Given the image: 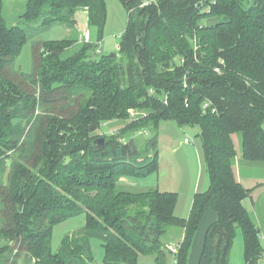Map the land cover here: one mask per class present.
<instances>
[{
    "label": "trees",
    "instance_id": "trees-1",
    "mask_svg": "<svg viewBox=\"0 0 264 264\" xmlns=\"http://www.w3.org/2000/svg\"><path fill=\"white\" fill-rule=\"evenodd\" d=\"M120 1L128 24L119 52L101 55L98 44L36 38L56 24L75 30L86 10L101 40L107 0H28L15 26L0 0V264L13 256L94 264L92 239L101 241L106 264H141L142 255L167 264L170 253L177 264H193L209 212L218 217L197 264H230L238 228L245 264H262L261 231L244 205L252 190L235 173L234 136L243 159L264 163V0ZM208 18L217 21L205 25ZM29 41L34 70L25 73L16 60ZM130 110L149 113L154 154L142 153L135 136L100 134L119 119L138 129L128 123ZM164 122L200 128L210 183L187 218L175 214L176 193L118 186L124 176L158 172ZM101 137L105 145L95 149ZM83 212L81 238L66 236L54 253V227ZM173 228L183 232L176 254L163 241Z\"/></svg>",
    "mask_w": 264,
    "mask_h": 264
},
{
    "label": "rangeland",
    "instance_id": "rangeland-1",
    "mask_svg": "<svg viewBox=\"0 0 264 264\" xmlns=\"http://www.w3.org/2000/svg\"><path fill=\"white\" fill-rule=\"evenodd\" d=\"M28 0H4V16L9 25H17L18 18L24 12ZM77 28L69 29L64 25L56 24L44 29L36 38L37 41H52L64 39H77L84 42V36L90 35V42L98 44V52L101 55L117 54L121 44L123 34L126 31L128 24V12L120 0H107V21L103 31V37L100 40L99 31L95 27H89L87 11H79L76 15ZM217 19L208 18L203 20L205 25H214ZM33 42H27L20 55L16 60V68L25 73H32L34 70V61L32 56ZM98 54V53H97ZM129 122H137L139 128H127L125 121L119 119L103 124L100 128V134L111 137L114 134L121 132L120 137L135 136L137 145L142 153H145L148 148L149 140L154 136L145 123L150 122L149 113L142 110H130ZM144 119H143V118ZM143 124V125H141ZM148 125V124H147ZM150 125V123H149ZM129 129V130H128ZM199 127H180L175 122H164L161 124L160 130L157 133L158 137V153H159V170L156 174L139 179L132 176H124L122 181H125L127 190L140 192L148 190H160L177 194V206L175 214L179 218L189 217L192 209L195 194L207 190L210 180L206 172L205 155L202 147L201 139L199 138ZM86 139V138H85ZM189 143H186L185 140ZM236 148L239 152L242 151L241 136H234ZM81 142V141H80ZM151 154L154 152L152 150ZM264 176V172L260 173ZM255 183V182H254ZM257 192L256 194H258ZM209 216V215H208ZM204 218L201 228L198 231L199 237V252H195L193 264L200 262L205 243V234L208 226L213 222ZM215 221V220H214ZM208 222V223H207ZM87 223L86 214L80 213L69 220L56 225L53 229L52 250L58 252L64 238L68 235H74V239L81 238L82 231ZM203 232V234H202ZM183 232L181 229H171L163 238L166 245H179L182 241ZM197 237L195 241L197 240ZM196 244V243H195ZM264 244V243H263ZM264 248V245H262ZM91 248L94 255V264H106L104 260V249L102 248L99 239L91 240ZM244 239L240 228L237 229L233 241L232 254L230 264H245L244 260ZM13 256V255H12ZM10 259L8 264H34L26 261L23 257L16 260ZM141 264H155L154 256H140ZM264 264V257L261 261ZM167 264H177V256L168 255Z\"/></svg>",
    "mask_w": 264,
    "mask_h": 264
},
{
    "label": "crops",
    "instance_id": "crops-1",
    "mask_svg": "<svg viewBox=\"0 0 264 264\" xmlns=\"http://www.w3.org/2000/svg\"><path fill=\"white\" fill-rule=\"evenodd\" d=\"M186 142V140H185ZM188 143V142H187ZM235 143V140H234ZM236 147V144H235ZM238 156L235 161V173L238 181L248 189L252 190L251 196L244 201V205L249 213L252 215L255 223L261 231V243L264 245V176H261L260 173L264 172V163L262 162H251L243 159L242 151L236 148ZM255 182V183H254ZM125 181H122V178L118 181V186L124 188L126 186ZM259 192L258 194H256ZM209 215V216H208ZM211 221L216 220L218 215L216 212H209L205 215V218ZM207 219V220H208ZM208 223V222H207ZM203 234V232H202ZM199 237L194 243L191 261L195 257V252H199ZM233 248V247H232ZM232 254V251H231ZM231 258V257H230Z\"/></svg>",
    "mask_w": 264,
    "mask_h": 264
},
{
    "label": "water",
    "instance_id": "water-1",
    "mask_svg": "<svg viewBox=\"0 0 264 264\" xmlns=\"http://www.w3.org/2000/svg\"><path fill=\"white\" fill-rule=\"evenodd\" d=\"M115 55V54H113ZM106 139L101 137L94 142L95 149H102L105 145Z\"/></svg>",
    "mask_w": 264,
    "mask_h": 264
},
{
    "label": "built area",
    "instance_id": "built-area-1",
    "mask_svg": "<svg viewBox=\"0 0 264 264\" xmlns=\"http://www.w3.org/2000/svg\"><path fill=\"white\" fill-rule=\"evenodd\" d=\"M84 40L86 41V42H90V35L89 34H86L85 36H84ZM188 142V140L186 139V143ZM189 143V142H188ZM170 249H171V251L174 253V254H176V253H178V250H179V248H177L176 246H172V247H170Z\"/></svg>",
    "mask_w": 264,
    "mask_h": 264
}]
</instances>
